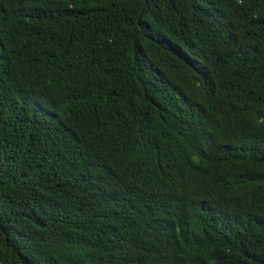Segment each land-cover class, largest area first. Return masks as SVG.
Masks as SVG:
<instances>
[{"label":"trees","instance_id":"16d2710c","mask_svg":"<svg viewBox=\"0 0 264 264\" xmlns=\"http://www.w3.org/2000/svg\"><path fill=\"white\" fill-rule=\"evenodd\" d=\"M0 264H264V0H0Z\"/></svg>","mask_w":264,"mask_h":264}]
</instances>
